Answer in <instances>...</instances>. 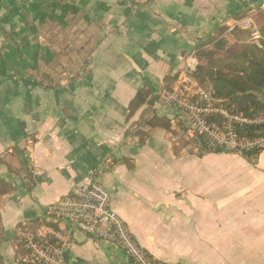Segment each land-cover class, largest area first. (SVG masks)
<instances>
[{
    "label": "crops",
    "instance_id": "0c3cea01",
    "mask_svg": "<svg viewBox=\"0 0 264 264\" xmlns=\"http://www.w3.org/2000/svg\"><path fill=\"white\" fill-rule=\"evenodd\" d=\"M260 7L263 0H0V156L19 168L7 154L19 146L34 170L30 182L0 166V180L15 188L0 195L5 264H33L16 254L18 230H41L48 204L94 180L160 260L264 264V151L199 155L185 113L159 99L164 79L218 29L228 27V51L249 41L251 14L233 16ZM145 86L150 101L129 116ZM144 114L170 124L142 144L126 132ZM64 259L132 264L115 244L81 232Z\"/></svg>",
    "mask_w": 264,
    "mask_h": 264
},
{
    "label": "built area",
    "instance_id": "2783aa9c",
    "mask_svg": "<svg viewBox=\"0 0 264 264\" xmlns=\"http://www.w3.org/2000/svg\"><path fill=\"white\" fill-rule=\"evenodd\" d=\"M251 20L250 15L243 20V26L251 28ZM259 37L257 31L252 32L254 41L258 42ZM198 63L195 52H191L173 89L160 91L161 103L185 113L198 150L207 146L232 154L264 151V115L234 113L212 99L194 75ZM216 116L224 120V126L210 122ZM45 217V227L25 234L26 245L37 264H67L64 254L69 250L75 232L115 244L132 264H181L156 258L137 241L126 222L113 209L108 189L98 180L75 186L48 204Z\"/></svg>",
    "mask_w": 264,
    "mask_h": 264
},
{
    "label": "trees",
    "instance_id": "16d2710c",
    "mask_svg": "<svg viewBox=\"0 0 264 264\" xmlns=\"http://www.w3.org/2000/svg\"><path fill=\"white\" fill-rule=\"evenodd\" d=\"M137 4V2H134ZM251 14L252 27L249 28L250 39L244 43L238 44L237 49L228 54V38H226L227 26L215 31L207 40L197 43L194 49L198 59V65L194 72L195 77L206 91L210 93V97L218 101L227 110L234 113H242L246 115H264V7L255 9L254 11H242L233 16L235 20H242ZM259 33L258 42L252 38V32ZM178 73L164 79L162 89L171 90L176 84ZM151 90L148 86L139 89L135 97L131 100L128 108L129 116H132L138 109L150 101ZM195 100V99H194ZM216 126H224V120L220 117H213L210 121ZM170 121L166 118L158 116L151 117L144 114L142 119L128 129L126 136H138L142 144L150 136V132L158 127L166 128ZM257 130V129H253ZM259 130V129H258ZM244 132V131H243ZM255 132V131H254ZM176 152L179 148L175 147ZM207 152H221L204 146L199 155ZM15 155L19 162V168L8 163L5 157L0 156V166L6 165L12 173L20 175L22 180L28 179L33 182L34 170L30 167L26 157L25 150L19 146H14L12 150L7 151ZM251 156L252 153L244 154ZM15 190L10 182L0 180V195L10 194ZM36 232L33 227H22L18 230V242L16 254L24 258H29L31 263H35L31 257L25 241L26 232ZM4 236V228L2 225V217L0 214V243ZM0 264H5L4 258L0 252Z\"/></svg>",
    "mask_w": 264,
    "mask_h": 264
},
{
    "label": "rangeland",
    "instance_id": "374dc122",
    "mask_svg": "<svg viewBox=\"0 0 264 264\" xmlns=\"http://www.w3.org/2000/svg\"><path fill=\"white\" fill-rule=\"evenodd\" d=\"M237 46H238V45H236V47H231V48L229 49V51L227 50L226 53H228V54L233 53V52L237 49Z\"/></svg>",
    "mask_w": 264,
    "mask_h": 264
},
{
    "label": "water",
    "instance_id": "95a60500",
    "mask_svg": "<svg viewBox=\"0 0 264 264\" xmlns=\"http://www.w3.org/2000/svg\"><path fill=\"white\" fill-rule=\"evenodd\" d=\"M261 99L264 101V96H261Z\"/></svg>",
    "mask_w": 264,
    "mask_h": 264
}]
</instances>
